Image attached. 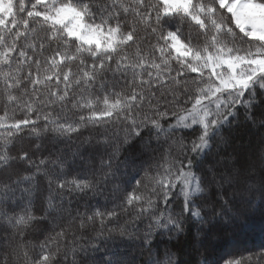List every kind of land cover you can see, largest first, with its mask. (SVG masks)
<instances>
[{"label": "snow or ice", "instance_id": "6c2138e0", "mask_svg": "<svg viewBox=\"0 0 264 264\" xmlns=\"http://www.w3.org/2000/svg\"><path fill=\"white\" fill-rule=\"evenodd\" d=\"M247 127L264 0H0V264H264L216 250L264 223Z\"/></svg>", "mask_w": 264, "mask_h": 264}, {"label": "trees", "instance_id": "16d2710c", "mask_svg": "<svg viewBox=\"0 0 264 264\" xmlns=\"http://www.w3.org/2000/svg\"><path fill=\"white\" fill-rule=\"evenodd\" d=\"M185 32H188L187 26L185 27ZM17 118H23V116L19 115ZM88 135L89 133L85 131L81 137L75 139L82 140L87 138ZM28 143V140L24 141L25 146H27ZM66 143L70 147L74 146L71 141ZM262 149H264V129L247 127L235 131V133L231 136V147H229L226 151L222 149V154L227 155V153H232L233 157L241 165L254 163L259 171ZM81 151L83 152V148ZM85 156H87V153H85ZM213 163H215V161L211 157L205 161V165ZM93 201L104 203V196H97L93 198ZM251 224L252 226L245 230H241L236 233L229 232L227 234H221L216 241L217 254H223L224 252L230 251L237 245L251 248L264 244V223H262L261 217L257 214L251 218ZM39 239H43V237L41 236ZM173 244L176 245V247L173 248V251H176L177 249L186 251L189 247V241L187 239L182 240L179 244H176V241H173ZM129 251H131V249H129Z\"/></svg>", "mask_w": 264, "mask_h": 264}]
</instances>
